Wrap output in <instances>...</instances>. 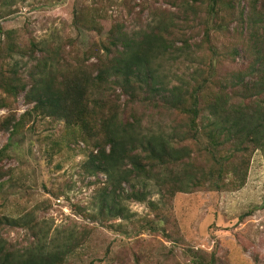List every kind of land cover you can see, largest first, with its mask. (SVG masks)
Instances as JSON below:
<instances>
[{
  "label": "trees",
  "instance_id": "trees-1",
  "mask_svg": "<svg viewBox=\"0 0 264 264\" xmlns=\"http://www.w3.org/2000/svg\"><path fill=\"white\" fill-rule=\"evenodd\" d=\"M166 1L177 10L168 14L162 10L165 14L153 26L132 31L123 16L107 17L104 9L85 5L75 14L78 32L102 34L99 19L111 20V27L91 50L74 54L65 51L71 39L65 40L56 31L24 46L17 29L0 24L6 45L0 48V109L9 110L1 128L16 138L32 116L64 123L70 143H82L86 150L79 165L81 174L94 177L88 185L93 187L95 211H83L92 223L127 219V202H137L153 213L165 211L167 219L160 217V228L157 225L165 230L177 193L202 187L237 191L245 185L253 152L264 151V0ZM121 2L128 8V17L132 13L140 17L149 7L144 0ZM13 3L0 0V8L6 9H0V18L13 12ZM179 18L188 29L172 33L175 27H184L178 24ZM220 19L242 28L241 32L236 29V48L230 52L235 56L244 52L246 61L219 77L211 60L200 79L166 87L158 60L173 52L187 54L185 49L198 34V25L211 49L212 26H224ZM169 35L175 42H168ZM177 41L181 46L177 47ZM20 94L25 105L32 107L17 117L13 102ZM159 113L164 115L159 117L163 125L154 130L152 119ZM165 117L171 122L174 118L170 133ZM10 147L8 141L0 148V181L11 172L2 165ZM51 147L59 148L58 142L51 141ZM151 184L159 201L151 199ZM155 218L145 222L146 228L156 231ZM14 231H24V239L29 233L32 239L16 243L9 239ZM42 233L32 211L14 218L0 210V264H64L88 234L80 231L61 248H51L42 241ZM196 253L190 264H231L215 251L209 256ZM134 260L140 264L139 256Z\"/></svg>",
  "mask_w": 264,
  "mask_h": 264
},
{
  "label": "rangeland",
  "instance_id": "rangeland-1",
  "mask_svg": "<svg viewBox=\"0 0 264 264\" xmlns=\"http://www.w3.org/2000/svg\"><path fill=\"white\" fill-rule=\"evenodd\" d=\"M121 1L14 0L13 12L0 18V24L4 28L17 29L22 34L19 43L24 46H29L30 40L39 41L56 31L65 40L71 39L68 43L66 41L65 51L74 54L91 50L99 40L105 39L111 27V20L99 19L97 26L102 34L83 29L78 32L74 24L75 14L85 5L104 9L107 17L123 16L131 31L151 27L165 13L177 10L166 0H144L149 6L146 11L140 17L137 13L128 17V8L122 6ZM142 1L134 0L136 3ZM0 9L6 12L5 8ZM162 10H165L164 14ZM227 20H219L224 24L221 29L212 26L211 49L203 40V29L198 25V34L190 40V47L185 49L187 54L173 52L174 55L166 54L158 60V72L166 87L200 79L211 60L219 77L229 75L232 67L246 61L244 52L240 51L239 56L230 52L236 48V29L241 32L242 28ZM181 22L179 18L178 24L184 27H175L172 33L188 29L187 24ZM226 24L230 25L226 28ZM187 32L189 34L190 31ZM2 36L3 33L0 34V48L3 49L6 45ZM168 38V42H175L172 40L174 37L169 35ZM178 46H181L180 41H177ZM9 64L12 62L9 61ZM31 64L29 62L28 67ZM31 107L25 105L23 94L19 95L17 102H13L17 117ZM8 112L7 108L0 109V148L11 142L9 155L2 162L4 170L11 172L0 181V210L14 218L32 211L43 229L42 241L49 247L57 245L61 248L64 242H70L80 231L82 234L83 230H87L86 242L75 248L64 264H136L135 255L139 256L140 264H190L196 252L199 256H209L213 251L231 264H264L263 150L253 152L245 185L241 189L220 191L202 187L196 191L177 193L169 206L170 221L165 230L159 229L158 220L160 217L167 219L163 215L165 211L155 212V218V213L146 204L137 202H127L130 216L127 219L107 224L92 223L83 211H95L91 202L93 187L88 185L94 177L85 178L80 172L79 165L86 152L82 143H70L71 134L64 133V123L35 116L25 121L21 135L12 138L10 132L1 128ZM161 116L164 115L152 119L154 130L163 125L159 119ZM165 119L168 121L165 129L170 133L174 118L172 122L168 117ZM51 141H57L59 148H48ZM99 178L103 177L100 175ZM149 188L151 199L159 201L156 187L151 184ZM152 218L156 219V231L146 228L145 222ZM24 237V231L9 234V239L16 243L26 244L32 239L29 233L26 240Z\"/></svg>",
  "mask_w": 264,
  "mask_h": 264
}]
</instances>
